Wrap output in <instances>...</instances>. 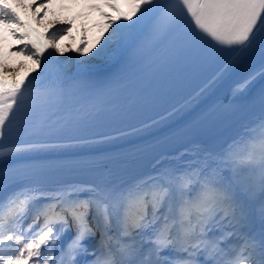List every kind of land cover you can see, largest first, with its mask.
<instances>
[{
  "label": "snow or ice",
  "instance_id": "1",
  "mask_svg": "<svg viewBox=\"0 0 264 264\" xmlns=\"http://www.w3.org/2000/svg\"><path fill=\"white\" fill-rule=\"evenodd\" d=\"M126 2L128 12L115 0L90 5L105 21L103 44L88 60L79 58L87 44L72 50L81 73L90 61L130 53L218 65L206 88L231 81L234 98L264 81V0ZM49 3L34 0L33 12L43 6L38 20ZM0 25L32 62L23 75L0 76V264H264V86L260 115L223 143L182 144L147 174L131 175L108 157L113 167L87 169L92 179H57L82 164L59 157L91 143L83 133L107 117L106 90L68 77L57 59L72 21L41 41L0 0ZM211 116L191 131L212 138Z\"/></svg>",
  "mask_w": 264,
  "mask_h": 264
},
{
  "label": "rangeland",
  "instance_id": "2",
  "mask_svg": "<svg viewBox=\"0 0 264 264\" xmlns=\"http://www.w3.org/2000/svg\"><path fill=\"white\" fill-rule=\"evenodd\" d=\"M6 1L14 2L15 4H17V10L14 9V11H16L19 16L21 14L22 16H25V13L33 12L32 6L34 4V0H6ZM83 2L85 1L75 0V3L69 4L67 2H62V0H51V3L47 5L48 8L47 15L43 20H38L39 21L38 23L46 27L47 30L55 31L57 28H60L65 21H71L69 18H72L73 13L78 14L81 11V9L84 6L82 4ZM104 3L105 0H99V4H101L102 6L104 5ZM120 10L124 12L122 9ZM42 11H43V6L41 8H37L33 13L35 17H37L38 14ZM103 11L110 13L112 16H116L119 14L113 9L107 7H104ZM104 23L105 21L98 23V28H97L98 32L96 35V41L100 37L101 25ZM110 32L111 29H109L108 32H105L104 35L107 36L110 34ZM0 34H5L3 35V38L12 36L11 32L3 25H0ZM81 42H82L81 35L77 33L72 26V31L64 35L63 39L60 41V46L66 49V51L64 52L63 55L57 53L58 58L64 59V58H68L71 54H77L72 50L79 47ZM2 44L3 42H0V45ZM14 44H15V48L22 47V44H19L16 39L14 41ZM102 44H103V40H100V43L97 44L96 51ZM79 58L81 60H88V58H84L82 57V55L79 56ZM31 67H32V62L27 60L24 55H20L17 51L14 50V53L10 58L6 57L0 51V75L7 74L8 77H11L23 71L26 72Z\"/></svg>",
  "mask_w": 264,
  "mask_h": 264
},
{
  "label": "bare ground",
  "instance_id": "3",
  "mask_svg": "<svg viewBox=\"0 0 264 264\" xmlns=\"http://www.w3.org/2000/svg\"><path fill=\"white\" fill-rule=\"evenodd\" d=\"M17 5V4H16ZM134 19H135V17H134ZM38 20V19H37ZM119 22H121V23H123L124 21H119ZM52 51V50H51ZM126 55V54H125ZM74 56H77V54H71L68 58H64V59H62V60H60V61H64L65 63H64V65H63V69H64V71L66 72V74H67V76L68 77H72V76H76V75H83V74H86V73H92V72H94V71H96V70H98V69H100L101 67H103V66H106V65H109L111 62H113V61H115V60H117V59H119V58H121L122 56H120V57H117V58H115V59H109V60H94V61H90L89 62V65H88V70H87V72L86 73H81V71H80V65L77 63V61L75 60V59H70L71 57H74ZM81 56V55H80ZM124 56V55H123ZM59 60V59H58ZM28 71V70H27ZM41 71H37L36 72V70L34 71V72H31L30 73V76H29V78H31V76H33V75H38L39 73H40ZM19 75H23L24 74V71L23 72H21V73H18ZM17 75V74H16ZM16 75H13V76H11V77H9V78H12V77H14V76H16ZM219 83V82H218ZM217 83V84H218ZM217 84H215L214 86H211V87H205L204 89H205V91L202 93V92H200V93H198L195 97H194V99H192V100H190V101H188V102H186V104L184 105V107H183V109L184 108H191L192 107V104H194L195 102H197L198 100H200V99H202L203 97H205V95L207 94V93H209ZM208 85V84H207ZM232 87H234V85L232 86ZM230 94H231V97H233V95H232V88H231V90H230ZM183 109H181V110H183ZM180 110V111H181ZM180 111H178V112H180ZM177 111H175L174 113H172L171 115H169V116H167V117H165L164 119H163V121H158V127L159 128H162V127H166L168 124H171L172 123V121L174 120L173 118H175L177 115V113H178ZM257 117H255V118H253V119H250V120H248L246 123H248V122H250V121H252V120H255ZM171 122V123H170ZM246 123H244V124H246ZM243 125V124H242ZM150 126H152V125H150ZM240 127H241V125L238 127V128H236L233 132H232V135H234L235 134V132L237 131V130H239L240 129ZM131 134V133H130ZM231 135V136H232ZM138 137V136H137ZM136 137V138H137ZM120 139V137H115V138H112V139H110V140H108V141H100V142H95V143H88V144H80V146L79 147H76V148H73V149H71L70 151L71 152H74V153H82V152H84V151H90V149H93V150H95L96 148L95 147H99V146H104L105 144H108V143H112V142H115V141H118ZM121 142V141H120ZM123 143H125V142H121V143H119V144H123ZM112 145H114V144H112ZM108 146V145H107ZM111 146V145H110ZM114 146H116V145H114ZM106 148V147H105ZM70 156H73V155H70ZM70 156H67V157H70ZM63 157H65V156H63ZM152 170H153V168H152ZM151 170V171H152ZM150 171V172H151ZM149 172V173H150Z\"/></svg>",
  "mask_w": 264,
  "mask_h": 264
},
{
  "label": "trees",
  "instance_id": "4",
  "mask_svg": "<svg viewBox=\"0 0 264 264\" xmlns=\"http://www.w3.org/2000/svg\"><path fill=\"white\" fill-rule=\"evenodd\" d=\"M101 22H104V19L101 17L99 12L93 10L92 8H90L89 13L83 16L81 19L72 21V26L74 30L79 33L82 38V45L80 44L79 47H82L84 44H87L88 48L91 50L89 51L88 56L82 55L83 57L89 58V56H92L95 53L97 47V28L98 23ZM14 41L15 39L12 36L5 38L0 37V42H3V44L0 45V51L8 58H10L14 53Z\"/></svg>",
  "mask_w": 264,
  "mask_h": 264
}]
</instances>
